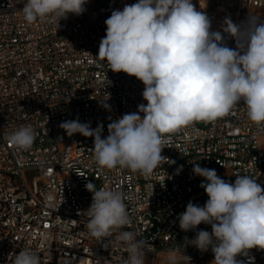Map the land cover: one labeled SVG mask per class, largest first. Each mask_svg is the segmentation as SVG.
Instances as JSON below:
<instances>
[{
    "label": "built area",
    "instance_id": "1",
    "mask_svg": "<svg viewBox=\"0 0 264 264\" xmlns=\"http://www.w3.org/2000/svg\"><path fill=\"white\" fill-rule=\"evenodd\" d=\"M138 0H88L86 11L67 19L28 24L21 10L26 0H0V264H13L24 249L39 254L41 264H125L127 245L118 232L132 231L148 242V255L162 253L151 264H211V249L185 246V237L211 233L209 224L184 232L179 214L191 201L203 207L209 197L200 187L204 178L194 164L215 169L226 182L247 175L264 188V126L247 116L243 102L214 122H195L167 136L153 173L145 177L126 168L101 169L94 157V137L68 136L59 125L68 120L95 129L127 113L138 112L144 84L134 76L115 73L98 57L106 35L105 20L113 10ZM197 11L222 31L225 17L240 24L249 16L264 21V0H199ZM225 43L235 41L222 33ZM110 106L106 109L103 104ZM143 117V113H139ZM31 126L36 139L30 151L13 147L7 136ZM183 170L176 174V169ZM88 182L124 195L130 225L107 240L92 237L83 215L92 203ZM190 257L191 259H189ZM254 257V260H249ZM244 264H264V250L253 248L237 256Z\"/></svg>",
    "mask_w": 264,
    "mask_h": 264
},
{
    "label": "clouds",
    "instance_id": "2",
    "mask_svg": "<svg viewBox=\"0 0 264 264\" xmlns=\"http://www.w3.org/2000/svg\"><path fill=\"white\" fill-rule=\"evenodd\" d=\"M87 2L26 0L21 12L28 24L48 20L58 28L70 13L83 14ZM105 24L98 57L112 72L142 81L147 104L111 121L106 138L102 124L93 129L77 119L59 125L68 136L94 137L92 150L101 169L126 168L148 177L167 158L162 151L168 135L195 122L223 118L240 102L249 120L264 126V21L259 17L249 16L240 24L225 17L222 31H212L210 18L197 11L192 0H138L113 10ZM222 33L234 39L235 48L227 46ZM103 106L110 110L106 103ZM35 139L31 126L7 136L13 147L24 152L32 149ZM182 170L180 165L176 174ZM193 173L204 178L200 187L209 199L203 207L189 201L179 214V227L188 232L204 223L212 231H197L191 240L185 237V246L202 253L211 249V264H244L237 256H248L253 248L264 250V188L247 175L237 174L234 183L226 182L215 169L199 164H194ZM85 188L92 193V203L83 213L88 217L87 230L97 240H107V248L108 238L131 223L124 195L108 188L97 190L92 182ZM138 237L132 231L118 232V241L127 245L129 253L125 264H145L144 249L149 245ZM13 264H41V258L24 249Z\"/></svg>",
    "mask_w": 264,
    "mask_h": 264
},
{
    "label": "rangeland",
    "instance_id": "3",
    "mask_svg": "<svg viewBox=\"0 0 264 264\" xmlns=\"http://www.w3.org/2000/svg\"><path fill=\"white\" fill-rule=\"evenodd\" d=\"M199 0H192L193 4H196ZM163 256L162 253H157L156 255H148L146 257V261L147 264H151V261L157 260V259H161V257Z\"/></svg>",
    "mask_w": 264,
    "mask_h": 264
}]
</instances>
